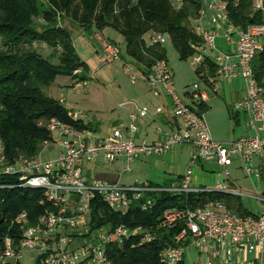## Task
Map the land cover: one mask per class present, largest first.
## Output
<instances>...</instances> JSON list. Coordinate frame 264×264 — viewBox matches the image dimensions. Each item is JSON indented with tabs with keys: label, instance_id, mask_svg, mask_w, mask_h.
I'll return each mask as SVG.
<instances>
[{
	"label": "built area",
	"instance_id": "2783aa9c",
	"mask_svg": "<svg viewBox=\"0 0 264 264\" xmlns=\"http://www.w3.org/2000/svg\"><path fill=\"white\" fill-rule=\"evenodd\" d=\"M234 5L239 0H232ZM183 0H173L179 7ZM198 2L197 13L190 18L191 30L200 38V43L193 44L190 64L202 74L213 64L214 71L205 79L208 87L215 88L219 83L240 80L243 83L242 97L234 103L236 111L246 115L247 134L229 141L215 140L208 128L198 104L208 99L207 90L198 82L193 84L190 94L192 102L181 99L173 87L172 72L165 59L155 60L147 73L128 62L123 63V70L128 73L132 83L143 80L154 96L164 94L171 106L172 117L177 120L173 130L158 127L155 141L137 142V119L147 114V108H138L130 113L125 131L115 129L110 134L93 138L90 131H79L55 117L47 120L46 128L51 133L50 140H44L41 146L56 141L61 150L56 158L40 161L37 156H18L11 162L4 159V147L0 138V188L27 187L42 192L40 203L51 204L52 209L40 216L38 222L27 227L15 244L13 238L6 236L0 251V262L19 260L23 251L36 254L37 264H115L108 255V246L115 241L122 245L125 240L137 237L138 244L153 240L159 230L170 228L180 223L182 227L176 235V241L188 239L184 246H169L160 253L162 264H181L192 244L198 248L208 241L219 243L225 257L231 259L240 249L264 254V210L252 214H240L225 209L220 202H209L203 207L168 208L159 221L150 227H128L124 224L110 228L107 225L92 228L90 225L91 203L98 195L110 210L124 214L133 201L142 200L141 209L154 204L155 195L169 192L175 195L216 191L230 193L240 197L250 196L264 204V195L248 194L234 190L226 180L217 181L213 187L195 185L192 170L187 166L184 173L168 184L143 182L136 185H123L117 181L91 177L84 167L93 163L102 155L108 161H114L122 155L129 170V162L146 156L167 152L172 147L190 143L194 151L190 164L213 160L226 168L235 161L246 175L264 180V77L258 79L252 67L254 57L264 50V23L250 22L244 28L236 25L230 18L228 0H191ZM252 12L264 13V0H250ZM166 35L152 33L149 45H163ZM101 61L112 62L120 58V49L116 44L102 41ZM75 70L74 72H77ZM86 84L85 80L72 83L77 89ZM61 103L63 100H59ZM161 107L156 112H162ZM71 119H82L81 111H68ZM54 132L58 137H54ZM260 162L253 167L252 160ZM10 176L16 183L1 179ZM27 220L26 213L15 217L16 223ZM260 264H264L261 260Z\"/></svg>",
	"mask_w": 264,
	"mask_h": 264
},
{
	"label": "trees",
	"instance_id": "16d2710c",
	"mask_svg": "<svg viewBox=\"0 0 264 264\" xmlns=\"http://www.w3.org/2000/svg\"><path fill=\"white\" fill-rule=\"evenodd\" d=\"M198 8V2L191 0H183L179 7L174 6L173 0H0V138L5 161L11 162L20 155L37 156L42 141L51 139L46 128L51 117L79 131L93 130L91 123L71 119L63 103L42 90L58 75L69 76L73 82L86 79L84 72L88 67L73 45L72 25L80 26L87 35L107 27L114 29L122 36L127 54L147 73L155 60L167 61V58L164 45H149L145 36L164 33L179 58L187 59L194 51L192 45L200 43V38L191 30L190 20ZM228 8L230 18L243 28L250 22L264 23V13L252 12L250 0H239L237 5L228 0ZM252 67L256 77L262 79L264 50L254 57ZM209 69L214 71L210 62ZM197 106L201 113L208 108L206 104ZM1 180L16 183L10 176ZM41 197L39 189L0 188V251L6 236L17 244L24 230L52 209L51 204L40 203ZM141 201H133L121 214L110 210L96 195L91 203L90 225L92 228L103 225L114 228L119 224L150 227L168 208L203 207L211 201L220 202L230 211L252 214L240 196L216 191L184 195L160 192L155 195L154 204L145 210L141 209ZM23 212L27 220L16 223L15 217ZM181 227L178 223L163 228L153 240L143 244H138L137 237L134 245L131 239L121 246L113 241L108 246V255L115 264H162L163 249L188 244V239L175 240ZM0 264L22 263L9 260ZM31 264H37V259Z\"/></svg>",
	"mask_w": 264,
	"mask_h": 264
},
{
	"label": "crops",
	"instance_id": "0c3cea01",
	"mask_svg": "<svg viewBox=\"0 0 264 264\" xmlns=\"http://www.w3.org/2000/svg\"><path fill=\"white\" fill-rule=\"evenodd\" d=\"M102 32H94L90 37L95 40L98 45L100 46L101 42L106 40L113 44H116L113 40L107 38L104 39L100 36ZM149 39V36H147ZM75 50L81 60L85 62L88 67V74L86 75V84L84 86H88L89 83V105L85 109L82 108H75L74 106H70L66 99L58 98L57 100H63V105L68 111H81L84 113L82 121L85 123H91L93 130L90 131L91 134L95 133L96 136L93 138H101L108 134H110L113 130L119 129L125 131L126 127L129 123V115L132 112H135L138 108L146 107L147 114L144 117H139L137 119V132L134 134V139L137 142L140 141H147L152 142L155 141L159 133L157 131L158 127H162L165 130H173L177 125V120L172 117L171 106L168 98L164 94H160L159 96H154L148 88V85L143 80H138L135 83H123L122 80H118L116 72L112 69V62H102L101 57L97 58L96 55H92V48L89 46V42L84 39L78 40V46L73 43ZM117 45V44H116ZM164 45V44H163ZM80 47V50L78 48ZM80 51V52H79ZM123 65V64H122ZM139 68V67H138ZM140 69V68H139ZM124 72V70L122 71ZM209 67L201 74L202 81L205 82V79L208 75H210ZM56 77L55 80H58ZM88 80H92L89 81ZM130 80V79H129ZM129 82V81H128ZM238 82L242 84V91L237 89ZM73 83V79L71 80V84ZM221 86V91L227 92L228 94L234 95V100L232 105H228L227 109L229 112V116L232 119V123L236 124V126L241 125L240 119V111H236L234 109V103L238 101L243 94V83L240 80H234L230 83H219L215 88L209 87L212 89L214 94H218L220 90L218 86ZM82 86V87H84ZM208 93V91H207ZM189 94V93H187ZM214 94L208 93V99L203 103L208 106L207 110L203 113L204 118L205 114L210 109L209 106V99ZM75 96L74 100H80V102L85 101L84 96ZM52 97V96H50ZM190 102H192V98L190 95ZM77 107L79 104L75 102ZM84 107V106H82ZM161 107L163 110L162 112H156V108ZM233 112L231 114V112ZM89 111V114L87 113ZM242 112V111H241ZM243 114V131L236 137H240L242 135L247 134V128L245 126V119L246 115L244 112ZM235 116V117H233ZM233 126V124H232ZM212 137L217 141H229L235 138L225 139L219 134H211ZM186 144V143H185ZM183 144L174 146L172 149L168 150L165 153L154 155V156H144L138 159H133L132 161H137L139 164H145L151 169H154L157 174L162 173L161 176L156 175L152 180L151 177L145 178L141 181L143 182H150L153 184H163L165 182H170L175 180L176 178L180 177L186 167H180L176 163L178 160L179 155L182 154L183 151ZM191 153L189 156V160L191 158ZM143 159V160H142ZM130 161L129 163H131ZM122 162L124 171L127 161L126 158L122 155L118 156L114 161L110 162L111 164ZM202 165V161L200 162ZM96 162L88 163L84 167V171L91 177L106 179L110 181H117V176H112L107 173H100V174H93L94 165ZM253 167H259L260 162L258 159L254 158L252 160ZM129 166V164H128ZM143 166V165H142ZM232 169L241 168L240 163L235 161L233 164L229 166ZM242 169V168H241ZM227 170V168H226ZM228 171V170H227ZM229 173V171H228ZM230 175L223 179L226 180L228 186H230L234 190H239L242 192L247 193L236 187V183L233 178L229 177ZM254 177V176H253ZM255 178V177H254ZM118 182V181H117ZM119 183V182H118ZM194 183V182H193ZM140 184V183H138ZM197 185L196 183H194ZM129 185H136V184H129ZM253 193H259L264 195V180H257L253 182ZM251 198L250 196H245ZM253 199V198H252ZM241 201L243 203V197H241ZM244 204V203H243ZM245 206V205H244ZM247 208V206H245ZM248 209V208H247ZM249 210V209H248ZM261 260H264V254H260L256 251H247L245 249H240L235 255L232 256L231 259H227L225 257V252L223 247L214 241H208L203 247H196L192 244L187 246V252L183 257V261L181 264H260Z\"/></svg>",
	"mask_w": 264,
	"mask_h": 264
},
{
	"label": "rangeland",
	"instance_id": "374dc122",
	"mask_svg": "<svg viewBox=\"0 0 264 264\" xmlns=\"http://www.w3.org/2000/svg\"><path fill=\"white\" fill-rule=\"evenodd\" d=\"M70 33L73 43L78 46V40L84 39L89 42V46L92 48V55L97 58L101 57L102 49L98 45V43L93 40L90 35L83 33V29L78 25H72L70 27ZM101 37L104 39L113 40L120 49V58L115 59L112 64V69L117 74L118 80H122L123 83H130L128 73L123 71L122 64L124 62H128L134 67H139V65L133 60L131 56L127 54L124 48L123 38L122 36L116 32L114 29L107 27L102 31ZM146 43H149V39L147 36ZM164 47L166 49V58L168 61V65L172 72V82L173 87L177 95L183 99L185 102L190 103V94L193 91V84L198 82L202 89L208 91V93L214 94L211 88H209L204 81L201 79V74H198L196 70L190 64V56L187 59H180L177 51L173 47L168 36L165 38ZM80 50V47L78 48ZM80 52V51H79ZM84 74H88V70L84 72ZM56 77L58 80H53V82L42 88L43 92L47 96H52L54 99L64 98L67 100L66 106L72 104L70 106H74L75 108L85 109L89 105V83L88 86L79 87L74 89L71 84L72 78L69 76L58 75ZM74 81V80H73ZM92 81V80H88ZM129 81V82H128ZM138 81V80H137ZM136 81V82H137ZM218 89L220 92L218 94H214L210 97L208 103L210 109L205 114V120L207 122L209 131L211 134H219L225 139L236 138L243 131V114L240 111V119L241 125L236 126V124L232 123V119L229 116L228 105H232L234 100L233 94H228L227 92L221 91L222 87L219 85ZM237 89L242 91V84L238 82ZM189 93V94H187ZM84 96L85 101L80 102V100H74L75 96ZM77 102L79 106L75 105ZM84 106V107H82ZM89 114V111L87 112ZM233 124V126H232ZM93 136H96L95 133H92ZM54 137H58V133L54 132ZM182 154L179 155L177 161V165L180 167H186L190 165L192 170V179L193 182L197 185H205L207 187H213L217 181H222L227 176L225 175V167L218 165L213 160H205L202 161V165L200 162H194L190 164L189 156L194 151V147L190 143L183 144ZM173 148V147H172ZM171 148V149H172ZM61 150L60 145L54 140L51 141L48 145L42 146L37 158L40 161H48L53 158H56ZM143 160V159H142ZM96 164L94 165L93 174L107 173L112 176H117V181L123 185L129 184H141V181L145 178L151 177L152 180L156 175L161 176L162 173H158L154 170L146 166L145 164H139L137 161H132L129 163V170L123 172V163L117 162L111 164L106 161L102 155H100L96 160ZM143 165V166H142ZM229 171V177L233 178L236 187L246 191L247 193H253V182L255 178L253 176L246 175V173L241 169H232L229 166L227 167ZM243 203L251 212H263L264 204L257 199H252L243 196ZM187 252V251H186ZM36 257V254L33 252L23 251L19 258V261L22 264H31Z\"/></svg>",
	"mask_w": 264,
	"mask_h": 264
}]
</instances>
